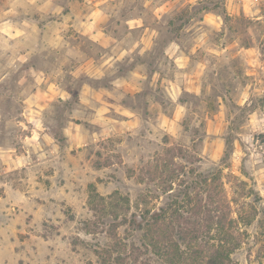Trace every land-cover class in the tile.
Instances as JSON below:
<instances>
[{"label":"rangeland","instance_id":"obj_1","mask_svg":"<svg viewBox=\"0 0 264 264\" xmlns=\"http://www.w3.org/2000/svg\"><path fill=\"white\" fill-rule=\"evenodd\" d=\"M150 165L179 170L172 193ZM202 175L224 219L188 221L196 247L264 264V0H0V192L54 208L13 224L24 264H118L140 243L132 215Z\"/></svg>","mask_w":264,"mask_h":264},{"label":"trees","instance_id":"obj_2","mask_svg":"<svg viewBox=\"0 0 264 264\" xmlns=\"http://www.w3.org/2000/svg\"><path fill=\"white\" fill-rule=\"evenodd\" d=\"M230 144L231 142L229 140L228 145ZM151 167V165L148 166L144 174H150L151 177L154 178L150 180H156V177H158V182H160L164 192L172 193L170 191H172L173 188L170 187V185H172L175 179H178L180 175H182L179 170L174 169L172 173L165 177L158 171L157 166L154 171L151 170ZM182 167L183 166H181V168ZM216 178L217 176L211 177L209 175H202L199 180L195 178L190 182L184 180L188 184L185 186L183 201L178 200L179 195H173L174 197L167 202V205L152 214L150 218H147L150 213L148 208H146V214H133L128 221L134 226V229L142 233L139 239L140 243L132 244V250L124 257H122L123 254L119 253L116 256L118 264H124L127 258H131L133 264H154L150 261L140 260V257L145 252H151L158 256H162L169 264H176L178 262L185 264L186 261L183 260V258H185V250L181 248V243H185V246L188 248V259H191V261L196 264H229L227 263L228 255L225 254L219 246L212 249L213 251L211 250L208 256H204L206 250L202 249L201 245L196 247L193 240V238L195 239L194 233L200 232L201 230H197L196 227H190L191 230L188 226V221L192 223L191 219L202 216L200 220L206 222V227L207 225L210 226L214 224L223 228L222 220L224 219V215L221 213L223 205L222 199L219 198L221 191H217V194L214 191V189H217L219 186L215 182ZM180 181L183 180L181 179ZM241 183L247 185V182L244 180H241ZM197 185H200L203 190H197L196 195H194L192 191H195ZM203 195H206V199H204ZM92 209L97 211V208L94 206H92ZM183 212H187L190 215L185 217ZM220 225H222V227ZM111 226L113 231H115L117 225L112 224ZM260 227L264 228V220L260 219ZM112 235L118 237L116 232ZM175 235H177V238ZM113 249L112 246H109L107 250H105L104 255L112 257L115 251V249ZM103 262L105 263V261Z\"/></svg>","mask_w":264,"mask_h":264},{"label":"crops","instance_id":"obj_3","mask_svg":"<svg viewBox=\"0 0 264 264\" xmlns=\"http://www.w3.org/2000/svg\"><path fill=\"white\" fill-rule=\"evenodd\" d=\"M3 190L0 192V200H1V208H0V264H24L22 262V258H24V254L17 253L14 251L13 241L12 239V231H13V224L18 227V223L24 222L28 211H32L36 216H39L43 212H46L44 215H53L51 212L54 210L51 209V205H38L36 202L33 203L30 198L26 196H21V191L14 190V201L8 200V185L7 183H2ZM13 208H19L16 213L11 214ZM43 215H41L42 217ZM45 241V240H44ZM47 242V241H45ZM44 245V244H43ZM35 254L32 256L31 263L28 264H54L53 261L56 259V253H50V256L46 255L45 259L40 254V251L34 252ZM66 254L63 256L67 261H64L62 264H74V258L71 253L65 252ZM60 256V255H59ZM69 261V263H68Z\"/></svg>","mask_w":264,"mask_h":264}]
</instances>
